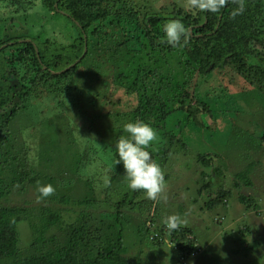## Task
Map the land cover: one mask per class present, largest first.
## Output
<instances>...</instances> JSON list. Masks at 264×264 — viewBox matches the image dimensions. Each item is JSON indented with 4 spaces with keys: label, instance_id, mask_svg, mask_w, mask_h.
Here are the masks:
<instances>
[{
    "label": "trees",
    "instance_id": "1",
    "mask_svg": "<svg viewBox=\"0 0 264 264\" xmlns=\"http://www.w3.org/2000/svg\"><path fill=\"white\" fill-rule=\"evenodd\" d=\"M5 1L8 0H0ZM12 1L15 3V0ZM45 3L46 7L51 6L58 12L65 13L74 26L76 35L68 44L51 40L49 42L42 36L25 34L3 39L0 37V96L10 92L11 98L7 105L1 104L0 100V200L11 194L18 185L21 187L18 191H25L29 187L50 184L55 192L49 197V202L39 205L35 214H32L34 209L26 203H0V262L136 264L137 259L130 260L122 254L125 247L121 207L131 202L127 200L128 196L124 194L115 202L112 206L115 212L104 210L91 220L89 215L92 213L87 209L96 207L98 201L106 202L105 187L101 200L94 194L102 187L101 177L106 173L112 183L120 168V164L115 162V135L124 131L125 124L135 121H144L162 131V124L172 120L176 121L174 127L177 126L179 116L188 123L201 127L194 112L199 111L200 106L202 113L209 112L208 103L203 101L206 94L197 97L199 85L194 86L191 96H188L184 88V83L195 74L206 76L227 67L224 74L227 75L226 78H231L230 81L241 77L251 81L250 73L258 76L264 70V0H244V12L235 17L232 12L238 7V0H228L219 13L197 10L195 14L189 12L184 15L176 11L142 13V8L135 7L129 0H45ZM28 18L29 16L27 20ZM170 20L182 21L188 30L187 43L182 38L179 46H163L166 41L162 40L163 26ZM110 26L119 27V33L109 30ZM141 33L153 44L154 39H159L161 45L158 53L161 58L153 57L145 72L139 68L146 79L141 74L131 81L128 79L122 82L123 73L114 68L113 62L123 57L121 46L134 51L144 46ZM98 52L102 55H95ZM110 62L111 71L107 73ZM80 69L83 75L80 78L86 83L84 90L80 87L78 89L77 85ZM162 70L167 71V79L177 83L173 87L181 91L174 92L178 99L172 103L166 99L171 103V109H165L166 103L164 105V96L161 95L164 92L163 84L171 87L170 82L161 80L153 95L147 93V83L144 84L145 80L148 81L154 74H160ZM246 72L247 76H244ZM84 73H87L86 78ZM109 75L113 77L117 87L125 85L126 93L133 94L136 98L135 105L127 107L126 112L106 106L109 102L113 106V101L106 95ZM80 90L82 91L77 93ZM194 97L195 104H188L187 100ZM33 99L39 103L41 111L55 118L63 110L61 107L72 105L73 102L79 104V107L83 104L84 108L89 104L98 105V108L103 106V115L112 116L117 123L112 131L104 129V132L111 133L108 137L95 133L81 147L78 143V138L81 137L79 125L74 116L63 112L65 123H60L62 129L58 132L56 126L60 124L53 126L54 133L47 134L41 145L44 151L51 150V157L46 155L47 163L41 169L31 164L26 149L16 146L11 129L12 121L29 106L24 103ZM174 102L178 107L173 105ZM100 120H105V117ZM261 141L264 142V135ZM89 142L91 145L86 144ZM199 157L205 164L209 162L210 157L201 154ZM252 166L253 163H250L246 170L236 176L245 179ZM87 170L91 175L81 176ZM76 182H80L85 190L78 199L74 198L73 190ZM204 187H209V184ZM241 199L244 200L245 197L242 196ZM70 203L79 208L77 212L69 209V214L64 217L63 212L67 209L64 206ZM222 203L219 200L215 204ZM71 213L73 215L70 217ZM94 217L97 219L94 220ZM22 221H26L25 226L29 227L32 239L23 249L17 246L20 235L18 225ZM141 230L144 234L147 233L146 237L153 245L161 246V230L158 233L151 231L150 227H141ZM113 231L115 233L111 234ZM169 239L176 248L174 250L178 263L192 254V231L188 227L181 226L175 231H169ZM256 245L253 242L251 249Z\"/></svg>",
    "mask_w": 264,
    "mask_h": 264
},
{
    "label": "rangeland",
    "instance_id": "2",
    "mask_svg": "<svg viewBox=\"0 0 264 264\" xmlns=\"http://www.w3.org/2000/svg\"><path fill=\"white\" fill-rule=\"evenodd\" d=\"M129 1L135 7L142 8V13L176 11L184 15L189 12L195 14L197 11L191 7L189 0ZM45 5V0L0 2L1 39L25 34L42 36L49 42L71 43L76 35L74 26L70 24L65 13ZM110 29L119 33L117 26H110ZM140 35L144 46L135 51L124 49L121 46L120 52L123 57L113 62L114 68L123 73L122 82L128 79L131 81L141 74L146 79V75L140 73L139 68L145 72L153 57L161 58V54L158 53L161 45L159 39H154L155 44H153L145 38L144 33ZM162 40H166L164 34ZM166 45L169 44L165 41L163 46ZM100 53L95 55H102ZM103 65V70H105V63ZM227 70V67H223L206 76L195 74L186 84L184 83L188 96L193 95L195 85L200 87L197 97L206 94L203 101L208 103L209 112L202 113L201 106L199 111L194 112L201 127L198 128L179 116L177 126L174 127L173 124L176 121L172 120L162 124L164 126H161L162 131L154 129L157 133V140L149 151L161 166L166 181L164 192L158 203L148 199L144 191H132L128 188L124 177L125 171L123 165L120 164L110 187L105 188L106 202L98 201L96 207L87 208L92 213L89 215V220H91L93 216L98 217L99 212L104 210L115 212L112 207L115 202L124 194L128 196L127 200L131 202L121 207L123 246L125 247L122 254L130 260L137 259L136 264H264V142L261 141L264 135V70L258 76L250 73L251 81L243 77L230 81L231 78H226L227 75L224 74ZM81 71L82 69L79 72ZM106 71L107 73L111 71V62ZM158 75L154 74L149 77L144 84L147 83L145 85L147 93L153 95L161 80L166 83L170 82L171 87L163 84L164 92L161 93L164 96V105L166 103L164 107L169 109L172 101L178 99L174 92L180 93L181 91L173 87L177 83L174 84L171 79H167V71L162 70ZM82 76L81 72L77 85L78 89L84 90L86 83L80 78ZM84 76L86 78L87 73H84ZM244 76H247V72ZM144 84L139 83V85ZM106 85V95L113 101V106L109 102L106 105L107 108H117L119 111L126 112L127 107L135 105V96L126 93L125 85L117 87L111 75L108 76ZM9 93L0 96L1 104L7 105L11 102ZM166 99L171 103H168ZM188 100V104H195V97ZM71 104L61 107L63 110L59 111V115L55 118L41 111L35 99L24 103L29 106L12 121L11 129L15 135L16 146L26 149L31 164L44 169L47 163L46 155L51 157V150H46V152L41 145L44 138L48 136L47 134L54 133L55 127L53 126L61 122L65 123L63 112L74 116L76 124L79 125L81 137L78 138V143L81 147L86 139L95 133H99L101 137H108V134H111L104 132V129L112 131L117 122L112 116L103 115V106L98 108V105L89 104L84 108L83 104H81L83 107H79V104L75 102ZM173 105L178 107L175 102ZM104 117L105 120L101 121L100 119ZM56 127H58V132L62 129L61 124ZM44 130L46 131L43 132ZM124 136H127L124 131L115 135L114 146ZM86 144L91 145L90 142ZM200 154L210 157L207 164L200 159ZM250 163H253V166L247 172V177L245 179L237 177L236 174L246 170ZM88 175H91L88 170L81 173L83 177H88ZM207 183L209 187H204ZM39 188L40 185L26 188L25 191H18L21 190L18 185L13 188L11 194L5 195L0 203L28 204L34 209L32 214H35L39 205L49 202L50 197H42L38 191ZM73 190L76 199L85 193L80 182L75 183ZM102 190L103 187H100L99 192L94 194L98 200L103 198ZM242 196L246 201L241 199ZM219 200L223 203L216 205V201ZM137 202L141 204L138 205ZM60 206L63 207V205ZM64 207L67 208L63 212L64 217L69 214V209L77 212L79 208L72 203ZM72 215L73 213L70 217ZM172 215L180 216L185 222L182 226L192 231L193 252L179 263L176 261L174 250L176 248L169 239V230L165 225V220ZM95 217L94 220L97 219ZM106 223L107 220H105ZM25 224L26 221H22L18 225L20 235L17 246L21 249L32 240L29 227ZM141 227L144 229L150 227L151 231L157 233L161 230V246L153 245ZM113 233L115 231L111 232ZM117 237L116 233L115 240ZM253 242L257 245L251 249L250 245ZM0 264L14 263L2 261Z\"/></svg>",
    "mask_w": 264,
    "mask_h": 264
},
{
    "label": "clouds",
    "instance_id": "3",
    "mask_svg": "<svg viewBox=\"0 0 264 264\" xmlns=\"http://www.w3.org/2000/svg\"><path fill=\"white\" fill-rule=\"evenodd\" d=\"M228 0H190L191 7L202 12L219 13ZM245 10L244 0H238V7L232 12V16L241 15ZM166 43L171 46H179L183 38L187 43V32L180 20H170L163 26ZM127 136L120 138L115 144L117 156L116 164H122L127 180L128 188L132 191L142 190L148 199L159 202L164 192L166 181L165 174L156 162L149 149L157 140L154 128L144 121L129 122L124 125ZM102 187H109L111 180L105 173L101 177ZM42 197L53 195L55 189L52 185H44L38 189ZM185 222L180 216L172 215L165 220L167 229L175 231Z\"/></svg>",
    "mask_w": 264,
    "mask_h": 264
},
{
    "label": "water",
    "instance_id": "4",
    "mask_svg": "<svg viewBox=\"0 0 264 264\" xmlns=\"http://www.w3.org/2000/svg\"><path fill=\"white\" fill-rule=\"evenodd\" d=\"M84 50H85V48H84Z\"/></svg>",
    "mask_w": 264,
    "mask_h": 264
}]
</instances>
